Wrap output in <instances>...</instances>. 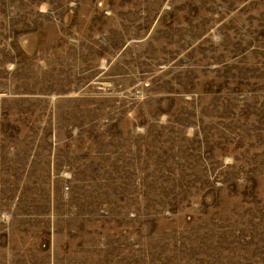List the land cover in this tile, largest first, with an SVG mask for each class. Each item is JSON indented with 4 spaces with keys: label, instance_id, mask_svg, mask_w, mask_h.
<instances>
[{
    "label": "rangeland",
    "instance_id": "obj_1",
    "mask_svg": "<svg viewBox=\"0 0 264 264\" xmlns=\"http://www.w3.org/2000/svg\"><path fill=\"white\" fill-rule=\"evenodd\" d=\"M0 264H264V0H0Z\"/></svg>",
    "mask_w": 264,
    "mask_h": 264
}]
</instances>
